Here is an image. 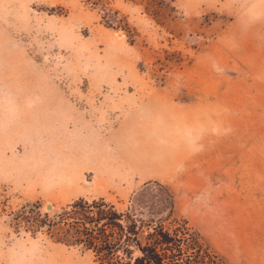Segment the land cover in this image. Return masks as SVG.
Segmentation results:
<instances>
[{
  "label": "rangeland",
  "instance_id": "374dc122",
  "mask_svg": "<svg viewBox=\"0 0 264 264\" xmlns=\"http://www.w3.org/2000/svg\"><path fill=\"white\" fill-rule=\"evenodd\" d=\"M263 2L0 0V264H95L82 248L13 228L23 209L53 216L79 198L135 215L142 242L152 225L173 246L198 234L225 264H264V217L227 220L220 231L211 221L199 232L174 214L167 186L135 181L146 167L129 164L131 147L162 124L143 116L149 108L177 102L196 132L198 91L236 84L231 55L261 27ZM106 10L128 23L134 43L103 25ZM130 113L142 114L132 124L145 131L120 137Z\"/></svg>",
  "mask_w": 264,
  "mask_h": 264
},
{
  "label": "crops",
  "instance_id": "0c3cea01",
  "mask_svg": "<svg viewBox=\"0 0 264 264\" xmlns=\"http://www.w3.org/2000/svg\"><path fill=\"white\" fill-rule=\"evenodd\" d=\"M251 30L245 52L231 55L236 84L198 91L196 132L186 128L183 107L171 101L143 113L162 124L131 147L129 164L146 167L133 172L134 180L167 186L174 214L199 232L211 221L220 231L227 220L233 226L239 217H264V21ZM141 117H124L120 137L145 131L132 124ZM95 173L100 177V169Z\"/></svg>",
  "mask_w": 264,
  "mask_h": 264
},
{
  "label": "trees",
  "instance_id": "16d2710c",
  "mask_svg": "<svg viewBox=\"0 0 264 264\" xmlns=\"http://www.w3.org/2000/svg\"><path fill=\"white\" fill-rule=\"evenodd\" d=\"M101 22L108 28L125 33L134 43V32L113 10L103 11ZM13 228H23L31 235L45 234L52 242L90 252L95 264H225L208 247L199 246L198 234L191 245L178 240L173 246L169 234L148 225L135 215L118 213L103 198H79L53 216L42 213L39 205L23 209L13 218Z\"/></svg>",
  "mask_w": 264,
  "mask_h": 264
}]
</instances>
